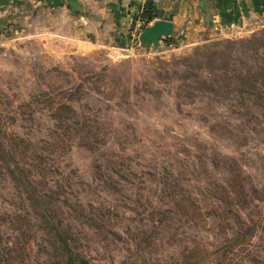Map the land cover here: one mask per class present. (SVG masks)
<instances>
[{"label": "rangeland", "instance_id": "rangeland-1", "mask_svg": "<svg viewBox=\"0 0 264 264\" xmlns=\"http://www.w3.org/2000/svg\"><path fill=\"white\" fill-rule=\"evenodd\" d=\"M24 8L0 27V264H67L52 220L89 264H264V23L111 58Z\"/></svg>", "mask_w": 264, "mask_h": 264}, {"label": "crops", "instance_id": "crops-1", "mask_svg": "<svg viewBox=\"0 0 264 264\" xmlns=\"http://www.w3.org/2000/svg\"><path fill=\"white\" fill-rule=\"evenodd\" d=\"M23 3L27 16L39 12L55 21L57 32L70 30L68 40L78 48L126 58L140 49L138 36L145 28L136 22L153 0H0V27L8 19L4 11ZM154 7L155 21L174 23L176 44H194L207 35H240L264 23V0H159Z\"/></svg>", "mask_w": 264, "mask_h": 264}, {"label": "trees", "instance_id": "trees-1", "mask_svg": "<svg viewBox=\"0 0 264 264\" xmlns=\"http://www.w3.org/2000/svg\"><path fill=\"white\" fill-rule=\"evenodd\" d=\"M141 18L145 23L144 28L148 27L149 24L153 23L156 20L155 7L153 3H148L146 5L143 13L141 14ZM164 43L169 47L177 46L175 43V39L166 40L164 41ZM51 225L53 226V229L56 232L59 245L62 251L65 253L67 264H89L83 256L75 252L74 246L72 245V241L69 237V232L64 229L63 223H61L60 221L56 222L52 220ZM227 264L236 263H233V260H229V263Z\"/></svg>", "mask_w": 264, "mask_h": 264}, {"label": "water", "instance_id": "water-1", "mask_svg": "<svg viewBox=\"0 0 264 264\" xmlns=\"http://www.w3.org/2000/svg\"><path fill=\"white\" fill-rule=\"evenodd\" d=\"M175 34L174 23L167 20H157L146 27L138 36L139 48L144 51L159 50L161 44L172 39Z\"/></svg>", "mask_w": 264, "mask_h": 264}, {"label": "built area", "instance_id": "built-area-1", "mask_svg": "<svg viewBox=\"0 0 264 264\" xmlns=\"http://www.w3.org/2000/svg\"><path fill=\"white\" fill-rule=\"evenodd\" d=\"M158 2H159V0H153V4L158 3ZM136 23H137L138 27H143L145 25L144 22L142 21V19H138Z\"/></svg>", "mask_w": 264, "mask_h": 264}]
</instances>
